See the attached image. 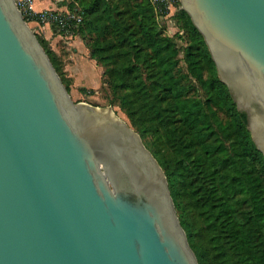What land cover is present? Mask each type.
<instances>
[{
    "label": "water",
    "instance_id": "water-1",
    "mask_svg": "<svg viewBox=\"0 0 264 264\" xmlns=\"http://www.w3.org/2000/svg\"><path fill=\"white\" fill-rule=\"evenodd\" d=\"M179 8L264 157V0ZM0 264H198L138 132L71 98L15 0H0Z\"/></svg>",
    "mask_w": 264,
    "mask_h": 264
},
{
    "label": "trees",
    "instance_id": "trees-1",
    "mask_svg": "<svg viewBox=\"0 0 264 264\" xmlns=\"http://www.w3.org/2000/svg\"><path fill=\"white\" fill-rule=\"evenodd\" d=\"M67 6L80 22L56 31L78 35L102 67L110 103L124 111L165 174L198 264H264V157L189 15L174 13L184 33H176L179 45L158 23L167 13L163 0ZM36 37L69 92L63 63Z\"/></svg>",
    "mask_w": 264,
    "mask_h": 264
},
{
    "label": "crops",
    "instance_id": "crops-1",
    "mask_svg": "<svg viewBox=\"0 0 264 264\" xmlns=\"http://www.w3.org/2000/svg\"><path fill=\"white\" fill-rule=\"evenodd\" d=\"M32 8L35 12L41 10L70 11L67 3L63 0H33ZM48 28L53 33L57 32L51 25ZM45 36L48 37V32L45 33ZM65 37L68 54L67 59L63 62V71L65 76L70 79L69 94L72 97L77 96L82 89L86 91L92 89L94 92L102 84V67L89 57L88 49L78 35L67 34ZM51 48L57 55L59 54L52 46Z\"/></svg>",
    "mask_w": 264,
    "mask_h": 264
},
{
    "label": "rangeland",
    "instance_id": "rangeland-1",
    "mask_svg": "<svg viewBox=\"0 0 264 264\" xmlns=\"http://www.w3.org/2000/svg\"><path fill=\"white\" fill-rule=\"evenodd\" d=\"M63 1H65V3L68 4V2H70L71 0H63ZM167 1H168L166 3L167 13L164 16L158 17V23H159V25H164L165 26V34L176 39L177 43L180 45L181 41L177 39L176 33L178 32L179 34H181L183 36H184V33L181 29L178 28V25L176 24V20H175V16H174L175 11L177 10V8H179V0H167ZM27 24L31 28H33L36 36L43 37L46 40V42L49 44V46L51 45L54 49L57 50V52L59 53L58 57L62 63L67 59V54H68L67 50L68 49H67V44L65 43V41H67L65 35L70 34V33H66V34H62L59 32L53 33L50 31L48 26L44 25V26L39 27L35 22H29L28 21ZM47 32H48L49 38L45 36V33H47ZM182 43H184V40H182ZM180 65L183 69H185L184 63L182 60L180 61ZM110 96H111L110 90H109L107 84L102 83L99 88H97L94 92H92V94H88V93L83 94L80 92V94L78 93V95L74 96V97L71 96V98L74 101H85V100H87L85 102H89L90 104H93V105H96L99 107L110 106L111 109L119 117H121L123 120H125L131 126L126 114L124 113V111L118 105L110 103Z\"/></svg>",
    "mask_w": 264,
    "mask_h": 264
},
{
    "label": "built area",
    "instance_id": "built-area-1",
    "mask_svg": "<svg viewBox=\"0 0 264 264\" xmlns=\"http://www.w3.org/2000/svg\"><path fill=\"white\" fill-rule=\"evenodd\" d=\"M32 1L33 0H15L16 6L20 10L23 18H26V22H35L39 27L51 25L57 31L67 30L80 22V15L77 11L56 12L41 10L35 12L32 8ZM163 2L166 4L168 1L163 0Z\"/></svg>",
    "mask_w": 264,
    "mask_h": 264
}]
</instances>
